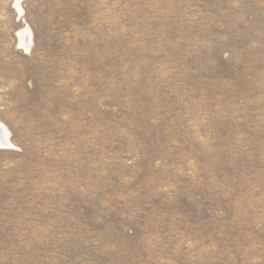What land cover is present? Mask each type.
Listing matches in <instances>:
<instances>
[{
  "label": "rangeland",
  "instance_id": "1",
  "mask_svg": "<svg viewBox=\"0 0 264 264\" xmlns=\"http://www.w3.org/2000/svg\"><path fill=\"white\" fill-rule=\"evenodd\" d=\"M0 145V264H264V0H0Z\"/></svg>",
  "mask_w": 264,
  "mask_h": 264
},
{
  "label": "bare ground",
  "instance_id": "2",
  "mask_svg": "<svg viewBox=\"0 0 264 264\" xmlns=\"http://www.w3.org/2000/svg\"><path fill=\"white\" fill-rule=\"evenodd\" d=\"M17 1H19V0H17ZM16 4H17V3H16ZM25 32H28V30L26 29ZM22 33H23V32H22ZM5 141H6V143H9L8 140H7V138H5Z\"/></svg>",
  "mask_w": 264,
  "mask_h": 264
},
{
  "label": "snow or ice",
  "instance_id": "3",
  "mask_svg": "<svg viewBox=\"0 0 264 264\" xmlns=\"http://www.w3.org/2000/svg\"><path fill=\"white\" fill-rule=\"evenodd\" d=\"M0 147H2V145H0Z\"/></svg>",
  "mask_w": 264,
  "mask_h": 264
}]
</instances>
